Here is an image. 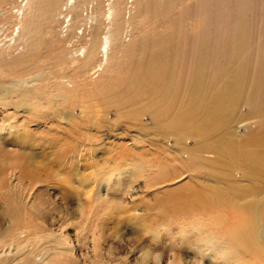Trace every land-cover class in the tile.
I'll use <instances>...</instances> for the list:
<instances>
[{"label": "bare ground", "instance_id": "1", "mask_svg": "<svg viewBox=\"0 0 264 264\" xmlns=\"http://www.w3.org/2000/svg\"><path fill=\"white\" fill-rule=\"evenodd\" d=\"M3 1L0 0V7ZM156 1L149 0L144 5L145 15ZM26 2L32 5L34 12L37 1ZM87 2L80 0L79 5L71 7L77 11L80 23L83 20L79 6ZM122 6L123 3L117 0L105 15L99 14L97 27L91 38H87L88 42L76 33L75 26L70 27L69 36L50 49L51 60L60 66L59 70L54 68L32 75L30 70L35 68L32 65L28 70L30 79L5 76L8 83L0 87L4 93L0 100V105L4 106H0V147L7 138L17 134L18 128L25 127V122L21 125L14 121L18 114L10 111V105L5 104L4 99L10 96V99L21 100L34 95L39 80L44 77H51L53 81L51 101L35 94L36 101L31 105L22 102L18 107L28 110L35 118L42 117V109L54 108L48 129L60 126L62 114L68 121H76L67 111L72 112L77 107L84 118L102 116L101 111L92 107L95 103L83 104L88 95L104 107L138 108L135 118L139 119L140 114L142 117L150 115L158 129L162 120L167 121L169 117L166 110L173 103L178 104L180 109L171 128L178 137L189 142L185 149L188 160H182L176 147L170 155L175 169L182 176L187 173L186 182L181 185L178 181L177 190L171 195L169 221L155 222L138 219L139 215L132 216L129 225L136 244L134 250L141 256L150 254L156 262L159 256L155 253L162 247L160 242L168 239L166 249L169 253L165 264H264V52L251 56L253 43L241 25L243 9L236 7L237 14L233 17L223 15L221 18L219 14L221 20L215 26L203 22L199 37L187 50L186 61V53L179 43L182 30L171 26L178 23L172 14V0L162 4L164 13L159 16L162 26H157V17L152 16L153 34L146 37L143 27H137L145 23L136 16L127 20L122 14ZM17 13L19 19L8 22V28L12 29L11 40L16 44L21 33V27L17 26L24 21V12ZM90 18L97 21L92 15ZM165 22L170 26L162 29ZM8 28L0 26V37ZM128 33L130 39L127 41ZM38 34L33 26L26 28L27 53L12 62L16 69L17 65H27V59L36 56V44L40 43ZM138 39L140 43L136 45ZM127 56L135 57L136 61H132L129 71L121 74L119 87L105 85L99 88L95 85L93 91H86L88 85L95 84L96 79L111 70L110 64L114 60L121 62ZM118 70L119 67L116 72ZM106 79L113 77L108 74ZM83 91L86 92L83 94ZM175 92L187 93L188 100H179ZM242 107L248 108L246 113L242 112ZM8 113L12 115L6 117ZM250 123L258 124L259 128L254 130ZM242 124H245L242 128L245 133L240 138L237 134ZM79 135V129L70 132V137ZM205 155L213 158L207 159ZM25 176L31 178L32 174L24 172V176L19 175L13 182V174H10L7 186L0 187L5 213L18 227L7 237H0V264H78L74 257L75 247L68 242L67 236L54 231L46 234L31 231L30 223L40 219L45 203L35 199V192L30 182L26 185ZM102 189L103 195L98 193L95 199L99 207L104 203L106 207H115V211L122 210L123 214L131 213L132 209L127 211L118 204L120 199L116 194L127 190L118 176L106 178ZM107 199L112 205H107ZM117 216V219L122 217ZM31 234L36 235L34 240L27 241ZM91 239L89 264H126L125 260L106 262L100 239L94 236Z\"/></svg>", "mask_w": 264, "mask_h": 264}, {"label": "rangeland", "instance_id": "2", "mask_svg": "<svg viewBox=\"0 0 264 264\" xmlns=\"http://www.w3.org/2000/svg\"><path fill=\"white\" fill-rule=\"evenodd\" d=\"M36 1L34 12L31 10L32 5L27 4L26 0H4L2 2L0 26L4 25V29L8 28V22L18 18V11L24 12V21L22 25L17 26V28L21 27L17 44L11 40L12 29L8 28L4 33H1L0 87H3L1 84L8 83V79L5 77L8 74L16 78H32L28 75V70L32 65H35V68L30 70L32 75L54 68L59 70L60 66L51 60L50 49L53 50L57 42L68 37L69 29L73 26L76 27V33L84 38L83 41L88 42L97 27L96 23L100 19L99 14L105 15L109 7L117 0H88L87 4L80 5L79 15L83 20L81 23L78 21L77 11L71 9L75 4L79 5L80 0ZM118 1L123 3L122 14L127 20L136 16L137 20H142V24L145 23L144 26H137L138 29L143 27V36L153 34L154 18L152 16L157 17L156 25L162 26V19L159 16L164 13L162 4L166 0H155L157 4L152 5L146 15L144 5L149 0ZM172 4L174 10H172V14L174 18L177 17L178 23H173L171 26L174 29L182 30L180 39L182 43H179L186 53V61H188L187 50L195 44L199 37L202 23L206 21L209 25L215 26L223 15L236 16L235 8L238 6L244 11V21L241 25L247 30L253 43L251 56L259 55L257 52H264L262 48L264 45V0H172ZM91 15L97 21L91 20L93 19L90 18ZM54 16L56 17L54 18ZM31 26L39 32L38 37H40V43L36 44L34 52L36 56L27 59V65H17L16 69V65H12V62L27 53L28 44L24 40L26 38L25 30ZM168 26L170 25L165 22L162 29H167ZM127 36L126 40L128 41L130 33ZM139 40L136 45L140 43ZM75 41L77 40L75 39ZM42 59L50 61L43 62ZM132 61H136L133 56L124 57L121 62L114 60L110 64L113 71L108 69L103 77L94 81L95 84L88 85L86 91H93L95 85L99 88L105 85L119 87L122 81L120 76L130 70ZM6 64L8 65L6 66ZM118 67L119 70L116 72ZM108 74L113 79L107 80ZM58 76L61 74L58 73ZM39 83L38 90L34 95H28L21 100L17 97L10 99V96L4 99L5 104L10 105V111L18 114L14 121L21 125L25 122V127L18 128L16 135L7 138L6 142H2L0 147V187L7 186L10 174H13V182L19 175L24 176V172L32 174L31 178L25 176L26 185L27 182L31 183L35 199L39 198L40 202L45 203V208L40 219L30 223L31 231L36 234L54 231L67 236L68 242L75 247L74 257L78 264H84L85 261L89 264L88 259L91 258L92 245L90 241L93 236L100 239V247L106 262L125 260L126 264H165L169 253L166 249L168 239L160 242L162 247L155 253L157 257L159 256V260L152 261L153 256L150 254L141 256L137 250H134L136 244L133 243V230L129 223L131 219L133 220V215H139L138 219L155 222L171 219V195L177 190L178 181L181 185L186 182L185 175H187L185 173L182 176L175 169L173 157L170 155L176 147L181 153L182 160L184 162L188 160L185 149L189 142L185 138L178 137L179 134L171 128V124L176 121L180 106L175 103L170 105L166 110L169 117L167 121L162 120L158 129L150 115L142 117L140 114L139 119L135 118L134 114L138 108L104 107L102 104H98V101V103L92 101L88 95L83 99V104L95 103V106L92 107L101 111L102 116L93 115L84 118L81 116L82 110L77 107L73 108L72 112L65 110L70 112L73 119H77L76 121H68L62 114L60 126L48 129L49 117L55 111L54 108L42 109L44 110L42 117L35 118V115L31 117L28 114V110L18 107V104L22 102L26 106L31 105L36 101L35 94L38 98H48L51 101V98L54 97L51 77L41 78ZM86 91H83V94ZM3 95L4 93L0 89V100L4 98ZM79 95L82 96L81 91H79ZM175 96L179 100H188L189 98L187 93L181 92H175ZM241 110L246 113L248 108L242 107ZM10 115L12 114L8 113L6 117H10ZM244 125L240 126L241 129L237 134L240 138L244 137L245 132L242 129ZM250 125L254 130L259 128L256 123H250ZM86 128L90 131H86ZM77 129L80 130L81 135L70 137V132ZM68 151L70 153L66 154ZM205 156L207 159L213 158L211 155ZM150 169H153L154 174ZM111 176H118L121 183L126 184L127 190L124 192L121 189L123 192L117 193L116 197L120 199L119 205L125 207L127 211L132 209L131 213L123 214L122 210L115 211V207H106L104 203L99 207L96 204L95 199L98 197V193L101 195L104 193L103 181ZM107 200V205H112L110 200ZM5 209L6 207L4 208L0 200V237L3 238L18 228L9 220ZM117 215H122V217L117 219ZM35 236V234H31L27 241H33ZM129 245H132L133 248H130Z\"/></svg>", "mask_w": 264, "mask_h": 264}]
</instances>
